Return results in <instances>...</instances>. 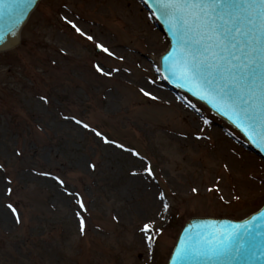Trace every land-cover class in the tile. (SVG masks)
<instances>
[{
  "label": "rangeland",
  "instance_id": "rangeland-1",
  "mask_svg": "<svg viewBox=\"0 0 264 264\" xmlns=\"http://www.w3.org/2000/svg\"><path fill=\"white\" fill-rule=\"evenodd\" d=\"M168 46L140 0L40 3L21 45L0 55V264H166L189 218L240 220L264 204V161L162 82ZM147 165L155 179L143 175ZM149 221L151 249L140 231Z\"/></svg>",
  "mask_w": 264,
  "mask_h": 264
},
{
  "label": "snow or ice",
  "instance_id": "snow-or-ice-1",
  "mask_svg": "<svg viewBox=\"0 0 264 264\" xmlns=\"http://www.w3.org/2000/svg\"><path fill=\"white\" fill-rule=\"evenodd\" d=\"M144 3L153 9L157 20L168 24L172 33L173 50L163 58L164 79L174 81L176 87L210 104L218 113L227 116L250 140L253 139L252 132L258 126L264 128V0H144ZM9 21L7 29H0V45L5 44L8 35H15L19 20L12 9H9ZM65 23L81 37L89 41L93 39L71 20L65 18ZM96 47L107 56H114L103 45L97 44ZM95 70L102 76L112 75L102 65H96ZM141 91L145 96H150L149 92ZM151 98L156 99L154 96ZM41 99L47 103L46 98ZM188 107L199 111L194 104ZM75 123L94 132L105 144H114L88 124L80 120H75ZM204 124L207 125L208 121L205 120ZM260 135L264 139V133ZM115 147L144 159L139 153L124 149L123 145L115 144ZM91 167L94 169L95 165ZM143 175L155 179L150 165L146 166ZM51 178L64 188L62 180ZM8 194L11 195V189ZM66 195L78 196L67 191ZM158 199L163 212L167 213L170 205L165 202L164 194L160 193ZM76 203L85 209L81 199H77ZM7 207L11 209L16 222L20 223L17 209L11 204ZM76 215L80 218L79 212ZM258 219L261 217H253L250 223L231 224L223 228L211 225L197 230L181 243L174 261L176 264H231L232 261L262 260L264 243L258 238L260 234L256 229L264 228V224H257ZM140 231L146 238L147 248L151 249L157 231L154 224L149 221ZM80 232L81 235L85 232L82 218ZM257 252L262 254L257 255Z\"/></svg>",
  "mask_w": 264,
  "mask_h": 264
},
{
  "label": "water",
  "instance_id": "water-1",
  "mask_svg": "<svg viewBox=\"0 0 264 264\" xmlns=\"http://www.w3.org/2000/svg\"><path fill=\"white\" fill-rule=\"evenodd\" d=\"M42 1L43 0H30V2L29 0H0V29H7V27L9 26V23H10L9 9H12L14 11V14L18 17V20H19L18 24L16 25L15 35H11V34L8 35L6 37L5 44L0 45V54L12 51L20 46L22 31L24 27L26 26L29 18L31 17L33 12L36 10L38 5ZM141 1L145 5L146 9L149 10L154 16L153 9L150 8L147 4H145L144 0H141ZM156 21H157L158 28L166 36L169 42V49L161 59V72H162V79L164 83L170 88V90L174 92H183L187 94L192 99H194L195 101H197L198 103L202 104L207 109H209L213 115L223 120L229 126H231L234 130L239 132L244 137L245 141L247 142L249 150L264 160V139H262L260 135V133H264V128H261L258 126L256 131L252 132L253 139L250 140L248 136L244 134V132L236 128L228 120L227 116L221 115L210 104L206 103L205 101L197 99L196 96H193L190 92L186 91L185 89L176 87L174 81L164 79V75L166 73L164 71L163 58L167 56L173 50L174 41H173L172 33L169 31L168 24L165 23L163 20L156 19ZM249 131H251V129ZM253 217H261V219H258L256 223L264 224V206L261 209H259L257 212H255L254 214L249 215L246 218L239 220V221L232 220V219L211 218V217H194L188 220L185 223L178 237L174 250L167 264H176V262L174 261V257H175L177 249L181 246V243L184 242L189 235H194L197 230H203L211 225H217L223 228L231 224L250 223ZM256 231L260 234L258 238L261 240L262 243H264V228L256 229ZM261 254H262L261 252H257V255H261ZM193 264H204V262H193ZM231 264H264V259L262 260L249 259L247 261H232Z\"/></svg>",
  "mask_w": 264,
  "mask_h": 264
},
{
  "label": "trees",
  "instance_id": "trees-1",
  "mask_svg": "<svg viewBox=\"0 0 264 264\" xmlns=\"http://www.w3.org/2000/svg\"><path fill=\"white\" fill-rule=\"evenodd\" d=\"M261 206H262V205H261ZM261 206H259V208H260ZM256 210H258V208H257V209H254L253 212H255ZM253 212H252V213H253ZM183 224H184V223H183ZM183 224L181 225V227L183 226ZM179 229H180V228H179Z\"/></svg>",
  "mask_w": 264,
  "mask_h": 264
}]
</instances>
